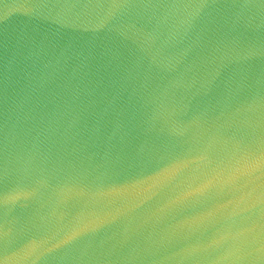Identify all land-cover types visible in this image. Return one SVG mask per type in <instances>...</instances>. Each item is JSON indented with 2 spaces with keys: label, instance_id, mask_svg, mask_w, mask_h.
<instances>
[{
  "label": "water",
  "instance_id": "1",
  "mask_svg": "<svg viewBox=\"0 0 264 264\" xmlns=\"http://www.w3.org/2000/svg\"><path fill=\"white\" fill-rule=\"evenodd\" d=\"M0 264H264V0H0Z\"/></svg>",
  "mask_w": 264,
  "mask_h": 264
}]
</instances>
